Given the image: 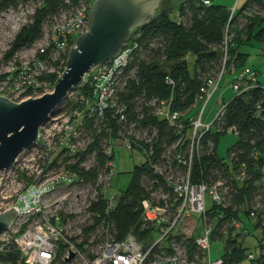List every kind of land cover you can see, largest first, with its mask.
<instances>
[{"label": "built area", "instance_id": "built-area-1", "mask_svg": "<svg viewBox=\"0 0 264 264\" xmlns=\"http://www.w3.org/2000/svg\"><path fill=\"white\" fill-rule=\"evenodd\" d=\"M65 2L69 7L62 8L55 14V21L50 26L52 48L61 60L69 51V42L75 41L80 34L88 30L93 5L91 0H78L77 4H73L72 0ZM203 4L208 6L211 2L203 0ZM235 10L236 8L232 9L231 15ZM180 20L178 18V21ZM136 48L137 44H125L117 57L92 69L85 82L88 81L93 88L94 102L90 103L82 98L79 107L84 108L88 104L89 115L96 114L103 118L110 107L116 106L117 89L124 87L129 76L132 77L135 71V68L130 70L128 68ZM226 62L225 56L219 72L204 80L195 105L203 103V107L196 116H189L188 124L182 120L186 117L185 113L171 110L172 98L169 100L152 98L147 103L160 121L167 122L180 135L176 143L164 145L158 160L152 157L154 137L155 143L158 141L156 128L150 130L130 123L126 131L119 133L125 137L115 140V146L123 145L131 150H139L145 155L148 163L146 169L151 177L143 175L141 179L146 194L140 203L142 229L149 231L146 244L133 234L122 239L117 238L115 224L102 219V213L93 209L95 204L102 203L104 214L110 215L117 207L118 193L112 190L114 161L97 168V177L91 180H85L76 170L69 168L68 166H73L71 164L56 168L57 164L53 165L52 161L44 166L47 169L49 167V170L39 172V175L31 179V183L16 195L13 206L16 218L10 224V229L12 227L15 229L14 244L19 253L16 264H225L222 257L212 259L211 256L212 238L217 228L216 221L211 219L208 210L213 205L224 207L231 204L234 178L218 177L210 182L195 183L192 181V173L196 157L199 158L205 150L203 142L206 139L208 151L212 150L210 134L213 132L235 136L239 134L237 127L226 126L224 123L229 101L222 103L210 121L204 118L208 103L220 88L225 75L233 78L230 87L235 92L234 96H240L258 85L257 73L252 69L245 68L237 72L232 64L229 70ZM167 83L174 85L170 78L167 79ZM27 88L28 86L26 89L22 88L21 92H25ZM75 91L69 93L63 102ZM27 98L30 97L24 99ZM255 108L256 117H261L264 114V101L258 102ZM73 110L76 111V108ZM125 110L120 108V121L125 119ZM82 124L83 120H80L76 125L80 127ZM187 125L188 141L185 143L182 132ZM70 129L73 130L74 127ZM145 144H150L149 148ZM115 146L109 147L106 154L115 157ZM82 165L80 168H83ZM57 169L55 174L54 171ZM84 169L88 171L91 168ZM234 177L237 181L248 180L246 166L236 170ZM207 194L212 203L210 207L207 206ZM247 208L250 218L259 219L264 226V196L256 195L249 201ZM83 216L87 221L78 226V222L84 221L80 220ZM100 218L101 221L97 224L96 220ZM193 218L197 219L198 228L194 229L199 230V233L188 236L187 231L176 232L180 224L185 230L186 222ZM228 225L233 236L237 233L244 236L248 234L243 224L235 219L224 225V231L228 230ZM87 228H93L92 232L86 234ZM100 231L103 233L100 242H93L91 237ZM191 237L193 245L198 250L194 256L189 255L187 247V241ZM61 245L64 247L63 250ZM71 254H74V257L69 259ZM254 258L253 253L248 255L249 260Z\"/></svg>", "mask_w": 264, "mask_h": 264}, {"label": "trees", "instance_id": "trees-1", "mask_svg": "<svg viewBox=\"0 0 264 264\" xmlns=\"http://www.w3.org/2000/svg\"><path fill=\"white\" fill-rule=\"evenodd\" d=\"M19 0H2L0 10L10 6H16ZM28 1V0H24ZM93 1V0H91ZM168 2V6L160 9L153 19L136 29L130 42L136 41L137 48L134 51V58L129 66L135 68L133 76H129L126 84L117 89V104L110 107L103 118L96 114L89 115L85 113L81 128L89 131L91 142L76 156L80 158V163L68 166L76 170L85 180H91L97 177V168L104 167L109 161H114L113 155H107L102 148L104 138L117 140L123 138L120 131H126L130 123H136L138 127H147L152 130H158V141L154 143V160H158L164 150V145H172L180 139V135L171 128L167 122L160 121L154 114L153 108L147 103L152 98L160 100H169L172 98L171 110L180 113L188 112L185 119L182 120L188 124L189 116H195L194 112L198 108L196 98L199 89L204 80L209 76H215L223 64L225 56L227 57L226 67L230 70L234 64L237 72H241L247 66L249 54L245 51L247 47L264 46V0H248L234 14L231 15V9L222 5L211 4L204 5L203 0H181L177 7V18L173 17L174 2ZM78 0H72L77 4ZM42 6L34 15L30 24L24 26L13 43L15 52L23 47H30L43 36L44 23L55 14H58L62 8H68L65 0H42ZM259 7L261 13H250L254 7ZM49 17V18H48ZM178 18L181 20L178 21ZM133 34V35H134ZM74 40L69 42V49L74 45ZM131 42V43H132ZM129 44V43H128ZM52 48V44L50 46ZM50 50H44L39 55V61H46ZM68 54V52H67ZM67 54L63 55L62 68L60 73H47L40 76L38 80L46 81L55 85L57 79L66 69ZM189 57H193L190 63ZM59 64V62H58ZM215 74L212 75V71ZM173 80L174 85L167 83V79ZM257 87L252 88L240 96H233L229 100L226 108L224 123L226 126H235L239 134L236 135V142L228 149L227 159H222L217 155L218 142L224 133H212L209 135L213 143L211 151H208L207 140L203 143L205 150L198 158L196 157L193 166L192 181L210 182L218 177L225 179L234 178V192L231 204L228 206L213 205L208 210L211 219L216 221V230L213 234L214 240L225 242L224 252L220 256L225 264H264V226L259 219L250 218V212L247 208L249 201L256 195L264 196V114L256 117V105L264 101V87L257 78ZM41 89V88H40ZM40 89L28 86L23 96H35ZM81 94L87 97L93 93V88L89 82H85L79 89ZM41 92L38 96L43 95ZM69 103L67 107L77 108ZM82 107V106H81ZM83 108V107H82ZM120 108H125V119L120 121ZM60 111L59 106L55 114ZM188 125L184 128L182 136L184 142L188 141ZM133 140V137L131 138ZM149 148L150 144H145ZM67 148H63L66 150ZM69 153V151H68ZM94 155L97 157L98 165L86 171L80 168L81 162ZM58 158L54 160L56 164ZM147 161L136 166L133 170L132 180L126 190L118 193V202L116 209L106 215L103 212V204L97 203L93 206L94 210L102 213L101 218L115 224L116 237L125 238L133 234L144 244L147 243L149 231L142 229V211L140 207L141 200L146 192L142 186L141 179L143 175L151 177L146 169ZM246 166L249 179L245 182L235 180V171L241 166ZM222 215V217H221ZM100 219L96 220L98 224ZM237 220L248 230L247 235L237 233L233 236L232 229L227 226L224 231V225ZM93 228H87L86 234L91 233ZM260 230V231H259ZM261 233L262 238L258 244L261 251L258 254L248 251L245 239L248 235L256 232ZM194 237V236H193ZM193 237L189 239L188 251L190 256H194L198 250L193 245ZM61 245V250H63ZM253 253L255 258L248 259V255ZM5 261H12L16 264L19 253L14 248L4 253Z\"/></svg>", "mask_w": 264, "mask_h": 264}, {"label": "rangeland", "instance_id": "rangeland-1", "mask_svg": "<svg viewBox=\"0 0 264 264\" xmlns=\"http://www.w3.org/2000/svg\"><path fill=\"white\" fill-rule=\"evenodd\" d=\"M170 1L171 3L174 2L172 15L174 18H177V5L181 0ZM41 3L42 0H19L16 6H10L4 10H0V96H4L14 102L25 100L23 96L24 92L21 91L22 88L26 89L27 86H33L36 89L41 88V91L32 97H40L38 94L41 92H51L54 88L53 85L46 81L42 82L38 78L47 73H60L63 66V61L53 48L50 47L52 42L50 26L55 21L56 16L54 15L50 18L48 17L49 20L44 23L43 36L40 40L30 47H23L17 52L13 49L14 40L22 28L32 22L37 10L42 6ZM167 4L168 2L166 3V0H162L156 13L160 9L166 8L168 6ZM261 11L263 10L257 6L255 8L253 7L250 13H261ZM133 34L132 36L136 38V34ZM130 40L128 42L129 44L133 45L136 43V41L135 43L131 41V43ZM47 49L50 50V54L44 59L46 61H39V55L43 54V51ZM245 51L249 54L247 66L257 73L258 80L264 87V46L247 47ZM189 61L192 63L193 57H189ZM214 72L215 70L212 71V75L215 74ZM232 80V76L225 75L220 88L214 94L206 108L204 118L207 121H210L215 116L223 102H228L235 95V92L230 87ZM82 98L92 103L94 102V92L87 97L76 90L71 97H68L65 102L59 105L60 111L40 129L39 145L25 149L17 159V162L0 176V214L13 208L16 195L21 189L31 183V179L33 180L37 177L39 172L50 169L49 167L48 169L44 167L46 163L54 162L58 158V161H56L57 165L55 166L58 168L59 166L66 167L68 164L74 165L82 161L76 154L79 151H83L92 141L89 137V131L76 125L80 120H83L89 107L88 104L82 109L79 107L80 101L83 100ZM69 101L70 103L74 102L78 104L76 111L71 107H67V102ZM76 104L73 105L75 106ZM202 107L203 103L195 110V116ZM188 112H185V115ZM71 127H74V129L71 130ZM236 140L237 137L233 134L223 135L218 142L217 155L222 159H227L228 149ZM111 146H115L114 140L110 138H104L102 140V148L104 151L107 152ZM63 148L67 149L63 150ZM145 160V155L139 150H131L123 145H116L114 177L112 181L113 192L120 193L126 190L132 180L134 168L142 165ZM81 163L83 164V168H92L98 165L97 157L94 155L89 156ZM57 171L58 169L54 171L55 174ZM211 205L210 197L207 194V206L210 207ZM85 218V216L80 217V220L84 221L78 222V226L87 221ZM194 228H198L196 218L186 222L185 230L180 224L176 232L185 233L187 231V235L192 236L199 233V230H195ZM14 230V227L9 228L8 231L0 235V263L7 262L3 257L4 253L14 248ZM259 231L253 235H248L245 239L248 251L255 254L260 253L262 250L258 244L259 239L262 238ZM94 234L95 236L91 237L92 241L100 242L103 233L100 231ZM224 247V241H212L210 248L212 259L220 257L224 252Z\"/></svg>", "mask_w": 264, "mask_h": 264}, {"label": "water", "instance_id": "water-1", "mask_svg": "<svg viewBox=\"0 0 264 264\" xmlns=\"http://www.w3.org/2000/svg\"><path fill=\"white\" fill-rule=\"evenodd\" d=\"M162 0H94L88 30L69 49L66 69L54 88L40 97L14 102L0 96V176L22 152L38 144L40 129L67 95L79 90L92 69L117 57L133 32L149 23ZM16 218L15 209L0 214V235ZM71 254L70 258H73Z\"/></svg>", "mask_w": 264, "mask_h": 264}, {"label": "crops", "instance_id": "crops-1", "mask_svg": "<svg viewBox=\"0 0 264 264\" xmlns=\"http://www.w3.org/2000/svg\"><path fill=\"white\" fill-rule=\"evenodd\" d=\"M212 4L222 5L228 9H239L242 7L248 0H210ZM258 78V77H257Z\"/></svg>", "mask_w": 264, "mask_h": 264}]
</instances>
